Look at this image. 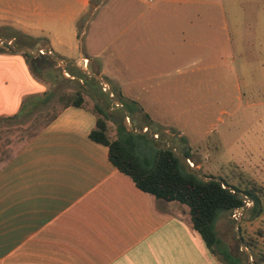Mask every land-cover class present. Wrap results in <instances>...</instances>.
Returning a JSON list of instances; mask_svg holds the SVG:
<instances>
[{
	"label": "crops",
	"instance_id": "1",
	"mask_svg": "<svg viewBox=\"0 0 264 264\" xmlns=\"http://www.w3.org/2000/svg\"><path fill=\"white\" fill-rule=\"evenodd\" d=\"M77 1L64 29L54 8L40 0L0 1V23L38 36L48 55L100 73L141 106L159 131L174 130L166 99L173 82L165 76L187 55L181 34L165 27L171 22L154 16L152 8L124 21L111 19L126 26V37L101 40L97 31L84 45L86 23L80 29L78 19L90 7L95 15L102 0ZM10 47L0 50V125L28 114V96L48 90L33 77L22 52ZM156 107L162 114L152 111ZM96 122L88 106L62 107L0 164V264H224L194 228L188 205L143 191L114 165L108 146L90 137ZM174 131V140L182 138Z\"/></svg>",
	"mask_w": 264,
	"mask_h": 264
},
{
	"label": "rangeland",
	"instance_id": "2",
	"mask_svg": "<svg viewBox=\"0 0 264 264\" xmlns=\"http://www.w3.org/2000/svg\"><path fill=\"white\" fill-rule=\"evenodd\" d=\"M40 1L54 8L62 29L69 11L80 6L77 0ZM92 1L95 4L101 0ZM133 4L137 9L129 10ZM152 8H157L151 11L154 16L171 22L164 26L174 34L180 33L181 48L187 49V55L180 63H173L165 76L167 82H173L166 96L173 107L167 122L183 133L186 143L181 138L171 141L174 130L163 129L166 135L154 133V136L161 145L174 147L178 156L186 161L190 159L192 165H189L194 170L198 168L202 175L223 178L242 190L254 184L264 187V0H102L95 15L91 16L93 8L90 7L78 19L80 29L86 23L83 44L97 31L101 40L116 35L119 39L126 37L127 33L122 34L126 26L119 22L112 25L111 19L119 17L124 21ZM178 24H182L184 32L177 30ZM19 36L40 41L38 36L32 37L11 23H0V41L6 40L14 47ZM0 47L8 46L0 42ZM27 61L33 77L44 83L52 95L34 111L0 125V164L50 122L65 104L63 94L77 89L84 92L86 105L92 109L97 101L106 103L112 115L107 121L111 138L118 136V126L124 124L125 118L128 122L133 119L125 111H119L121 106L115 97L118 94L112 92L113 85L104 76V83L97 78L89 82L63 63L56 62L47 70L48 67H39V63L34 66L32 58ZM53 75L57 76L55 82ZM152 111L162 114L163 108H152ZM186 151L192 157L185 158ZM251 205L247 197L243 211L238 208L231 215L223 214L217 223L222 240L239 252L243 250L238 248L237 218H241L239 225L246 237L264 227V211L259 217H247L246 210ZM248 249L252 260L264 258V236L259 237L257 246ZM218 257L223 258L220 254Z\"/></svg>",
	"mask_w": 264,
	"mask_h": 264
},
{
	"label": "trees",
	"instance_id": "3",
	"mask_svg": "<svg viewBox=\"0 0 264 264\" xmlns=\"http://www.w3.org/2000/svg\"><path fill=\"white\" fill-rule=\"evenodd\" d=\"M32 41L33 39L30 41L20 36L15 39V42H22L28 47L35 43ZM2 49L0 47V50ZM23 54L26 59L32 57L28 51H24ZM67 67L71 72L78 74L80 78H85L89 82L96 81L95 77H88L87 74L71 64ZM51 77L52 81L57 80L56 75ZM111 90L121 98L122 107L119 111L122 113L127 110L129 116L137 118L141 125L152 128L153 134L128 131L124 124H120L118 136L111 138L107 121L112 115L107 111L106 103L97 101L96 106L91 108L97 116V122L90 132V137L108 146L110 160L120 171L130 176L140 189L157 198L172 202L179 201L188 205L194 228L202 235L214 255L223 256L221 261L224 264H247L246 253L233 250L219 236L217 223L223 214L231 215L236 209L247 203L238 196V193L244 194L252 201V205L246 210L247 217H259L264 211V187L254 184L251 188L242 190L229 184L223 178L215 179L213 175H204L212 178L205 180L189 165L186 159L175 155L173 147L159 143L154 133L161 135H166V133L155 129V122L141 106L125 99L118 89L112 87ZM51 95V90L29 95L23 103V113H26V109L28 113L34 111L42 103L47 102ZM62 99L65 100L63 107L69 105L88 106L84 92L79 89L69 94H63ZM56 115L57 112L51 120ZM170 138L171 141L174 140V137L170 136ZM181 140L185 142L183 138ZM190 157H192L190 152L186 151L185 158ZM224 184L230 185L231 188L224 187ZM239 231H241L242 240L250 249L258 245L259 237L264 236V227H259L256 234H250L248 237L243 235L241 225H239ZM253 262L264 264V258H255Z\"/></svg>",
	"mask_w": 264,
	"mask_h": 264
},
{
	"label": "water",
	"instance_id": "4",
	"mask_svg": "<svg viewBox=\"0 0 264 264\" xmlns=\"http://www.w3.org/2000/svg\"><path fill=\"white\" fill-rule=\"evenodd\" d=\"M0 42L1 43L2 42H5V44H8V42L6 40H1ZM10 48L11 49H14V50H18V51H28L31 55H33L35 57V61H37L38 59H40V58H42L44 56V54H42V53L39 52L40 49H43L44 51H48V48L46 46H43L41 41L37 42L36 45L33 48H29V47H19V46H14V47H10ZM52 58H53V61L50 60ZM45 62H48V63L50 62L51 65H54L55 62H60V63H63L65 66H67L68 64H73L78 69H80L82 72H84L85 74H87L88 77H95V78L99 79L102 83H104V78L101 77L100 74L94 73V72H90L87 68L81 67L76 60H67V59L60 58V57L55 56V55H53V56L48 55V56H46ZM115 97L118 100V104L122 107V103L120 101L119 96L117 95ZM125 113L128 114V111L125 110ZM127 119L125 118L124 125H125V127L127 128L128 131L140 132V133L149 132L150 134H153V131H152L151 128L148 127L147 129H145L143 125H140L138 123V120L136 118L131 119V122L126 121ZM175 155L178 156V154L176 152H175ZM196 171L205 180L212 179V178L205 177L204 175H202L199 172L198 168H196ZM215 179H217V178H215ZM224 187L231 188L230 185H227V184H224ZM238 196L240 198H242L243 201H245V202L247 201V197L244 194L238 193ZM250 201H251V199H250ZM245 207H246V204L243 205V206H241L240 209L243 211L245 209ZM240 220H241V218L238 217L237 218V221H236V224H235V228H236V231H237L236 232L237 239L239 241L238 248H240L241 250H243L246 253V255H247L246 256L247 257L246 263L247 264H255L253 262V260H252V257H251V254H250V251H249L248 247L246 246V244L244 243V241L242 240V237L240 235V232H241V231H239V223H240Z\"/></svg>",
	"mask_w": 264,
	"mask_h": 264
},
{
	"label": "flooded vegetation",
	"instance_id": "5",
	"mask_svg": "<svg viewBox=\"0 0 264 264\" xmlns=\"http://www.w3.org/2000/svg\"><path fill=\"white\" fill-rule=\"evenodd\" d=\"M36 43L37 42L33 43L32 46H31V48H33L36 45ZM14 45H17L19 47H26L22 42H19V43L18 42H14ZM7 46H12V44H9L8 43ZM39 52L42 53V54H44V56L42 58L38 59L37 61H35V57L33 55H31L32 56L31 57L32 58V63L34 64V66H37V63L43 64V65H49L50 62L49 63L48 62H45L46 56H48V52L45 53L42 50H39Z\"/></svg>",
	"mask_w": 264,
	"mask_h": 264
},
{
	"label": "built area",
	"instance_id": "6",
	"mask_svg": "<svg viewBox=\"0 0 264 264\" xmlns=\"http://www.w3.org/2000/svg\"><path fill=\"white\" fill-rule=\"evenodd\" d=\"M10 44V43H9ZM156 136V135H155ZM188 163H190L192 165V162L190 161V159H187Z\"/></svg>",
	"mask_w": 264,
	"mask_h": 264
}]
</instances>
